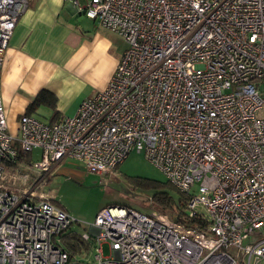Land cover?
I'll use <instances>...</instances> for the list:
<instances>
[{"label": "built area", "instance_id": "obj_1", "mask_svg": "<svg viewBox=\"0 0 264 264\" xmlns=\"http://www.w3.org/2000/svg\"><path fill=\"white\" fill-rule=\"evenodd\" d=\"M72 2L127 47L106 88L74 115L48 122L23 114L16 134L0 84V264H258L264 0ZM29 3L0 0V69ZM134 150L188 195L186 204L151 213L103 207L81 234L88 251L71 255L63 236L74 218L47 197V176L67 156L111 176Z\"/></svg>", "mask_w": 264, "mask_h": 264}, {"label": "crops", "instance_id": "obj_2", "mask_svg": "<svg viewBox=\"0 0 264 264\" xmlns=\"http://www.w3.org/2000/svg\"><path fill=\"white\" fill-rule=\"evenodd\" d=\"M126 47L123 38L88 18L72 0H30L16 23L0 69L5 115L15 126L12 133L8 124L9 132L17 133L21 115L29 114L28 107L44 89L57 97L58 119L74 115L84 99L106 88ZM40 109H46L47 115H40ZM37 111L30 114L51 122L50 109ZM52 173L44 191L56 204L49 184ZM258 264H264V258Z\"/></svg>", "mask_w": 264, "mask_h": 264}, {"label": "rangeland", "instance_id": "obj_3", "mask_svg": "<svg viewBox=\"0 0 264 264\" xmlns=\"http://www.w3.org/2000/svg\"><path fill=\"white\" fill-rule=\"evenodd\" d=\"M80 2L84 4V0ZM256 83L264 94V80ZM38 113L47 115L48 112L46 109H40ZM7 121L9 130L13 133L14 120L8 117ZM33 156L35 161L40 160L41 151L35 150ZM52 171L53 178L55 176L61 178L58 181L52 178L49 182L50 186H53L51 190L53 201L74 218V223L67 233L79 235L90 232V226L98 212L109 205L128 206L143 213L159 210L152 202L155 192L152 181L167 179L142 152L136 150L118 166L115 174L104 178L99 174L88 172L82 161L70 156L61 160ZM7 183L10 186H18L12 178ZM9 190L13 191L11 187ZM250 238L255 240L256 236ZM247 241L248 238H245L244 243ZM102 249L104 255L109 254V245L106 242L103 243ZM91 260L94 261L92 257Z\"/></svg>", "mask_w": 264, "mask_h": 264}, {"label": "trees", "instance_id": "obj_4", "mask_svg": "<svg viewBox=\"0 0 264 264\" xmlns=\"http://www.w3.org/2000/svg\"><path fill=\"white\" fill-rule=\"evenodd\" d=\"M57 97L48 90H41L33 102L28 107V113H34L40 107H46L51 110V122L57 121L59 112L56 109ZM38 112V111H37ZM20 158L31 159V154L19 155ZM155 186V192L152 197V202L160 211L176 212L179 211L188 200V195L175 187L169 180L152 181ZM195 221V220H193ZM63 243L67 251L71 255L83 254L88 251L89 245L77 233H67L63 236ZM84 248V249H83ZM237 264H244L242 259H239Z\"/></svg>", "mask_w": 264, "mask_h": 264}]
</instances>
